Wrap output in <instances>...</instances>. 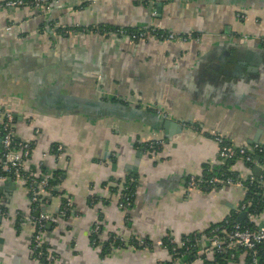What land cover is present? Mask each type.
I'll use <instances>...</instances> for the list:
<instances>
[{
    "label": "crops",
    "instance_id": "1",
    "mask_svg": "<svg viewBox=\"0 0 264 264\" xmlns=\"http://www.w3.org/2000/svg\"><path fill=\"white\" fill-rule=\"evenodd\" d=\"M57 23L79 30L60 32ZM102 25L188 39L166 41L148 33L133 40L89 30ZM110 98L131 109L169 115L182 130L166 139L153 119L136 113L116 120L105 108L83 105ZM3 105L15 115L17 135L34 142L29 164L49 174L62 172L60 193H44V210L57 214L64 195L72 202L64 224L44 230L53 255L48 264L167 263L166 248H112L114 242L103 235L95 246L89 230L102 221L125 238L157 241L170 235L179 240L232 212L236 220L245 197L240 188L187 193L186 183L190 175L208 170L217 175L228 162L239 176L249 172L241 158H220L217 134L237 147L259 145L264 151V5L247 0H58L47 13L1 8ZM58 144L64 148L61 160L49 151ZM254 160L262 163L257 153ZM129 177L137 182L136 197L125 210L119 203ZM5 182L0 180V186ZM12 183L14 188L0 194V207L32 212L25 184ZM252 223L264 226V209ZM31 235L29 223L16 227L3 216L0 264H39L30 252ZM236 253L226 264L245 263L247 255L241 249ZM203 258L215 261V256Z\"/></svg>",
    "mask_w": 264,
    "mask_h": 264
},
{
    "label": "built area",
    "instance_id": "2",
    "mask_svg": "<svg viewBox=\"0 0 264 264\" xmlns=\"http://www.w3.org/2000/svg\"><path fill=\"white\" fill-rule=\"evenodd\" d=\"M58 0H4L0 1V9L5 7H34L43 9L46 13L51 9L52 4ZM60 32L70 33L79 30L78 27H64L56 24ZM10 29V27H6ZM82 31L87 30L85 28ZM89 30H97L105 37L112 36H127L133 40H140L146 37L148 33H153L157 39L160 40H172L176 37H180L182 40H187L188 36H178L174 33H165L151 29H125L123 27L111 28L104 25L99 27H92ZM155 110V109H154ZM156 111V110H155ZM157 112V111H156ZM159 113V111L157 112ZM1 119V148H0V180L6 181L7 178L11 180L22 181L29 192V206H33V210L30 213L10 212L0 207V216L11 217L14 221L21 220L23 223H29L32 228V235L30 239V252L32 256L36 257L39 264H42L40 259L45 255L47 263L53 258L50 247H46V242L43 239V233L48 225L53 228H58L64 224V218L72 211V202L70 197L64 195V204L60 205L57 214L47 213L43 206L45 204L44 193L47 191L48 180L51 177L49 173H43L41 166H32L29 164L34 142L25 138H21L17 135L14 129L13 121L14 114L11 108L5 105L0 108ZM38 130H36L37 132ZM214 139L218 143V152L221 159L224 161L232 157L241 158L247 163L249 172L246 176L232 177H219L218 175H190L186 183V192L191 193L195 190L202 189L209 191L215 188H221L224 186H235L240 188L244 195L247 191L246 181L250 184L255 182V174L252 173V168L255 165L261 167V173L259 176V185L264 188V162L258 163L254 160L256 153H261L263 149L259 145L252 147H237L232 144L224 135L217 134ZM51 154L56 157L57 160H61L64 155V148L62 145H54L50 150ZM131 182L135 179L130 178ZM137 188V187H136ZM136 197V189L134 192ZM132 195L128 192H122V199L120 201V207L125 210H130L134 204L131 199ZM135 201V199H134ZM31 206V207H32ZM241 210L246 211L247 219L253 222L254 215L248 211L246 205L242 201ZM31 211V210H30ZM35 213H38L37 215ZM18 217V219H17ZM225 220V219H224ZM89 234L91 236V242L93 245L99 243L100 236H105L107 240L120 243L121 245H133L143 249L154 248H166L170 246V258L167 264H196L201 261L203 256H210L211 259L217 252L229 253L230 257H235V253L232 249H241L247 256H250L249 261H245L244 264H258L256 257V248L258 245H264V226H255L250 228L241 224V222H229L225 220L221 225L214 227L208 233H202L198 237L193 239L195 245L201 246L198 255L193 257L191 262H187V255L189 253V246H187V240L174 239L170 235H166V240L163 238L157 241H150L146 238H125L115 232L109 231L105 228L104 222L97 221L90 228ZM45 246V247H44ZM203 255V256H202ZM198 256V258H196ZM200 263V262H199ZM166 264V263H160Z\"/></svg>",
    "mask_w": 264,
    "mask_h": 264
},
{
    "label": "trees",
    "instance_id": "3",
    "mask_svg": "<svg viewBox=\"0 0 264 264\" xmlns=\"http://www.w3.org/2000/svg\"><path fill=\"white\" fill-rule=\"evenodd\" d=\"M259 154L262 162H264V151H262L261 153H257ZM254 157V156H253ZM234 158V157H233ZM230 163H226V165L223 166V170L221 172H219V174H217L219 177H232L235 178L238 176V174H236L235 172L230 171L227 166ZM41 171L43 173H47L45 172V169L43 167H41ZM51 177L48 180V187H47V191L50 192L51 194H59L60 192L58 190H56V187L59 185L60 183V179L62 176V172L61 170H55L52 174H50ZM203 175L205 176H211V175H215L213 172H210L209 170L206 171ZM255 176V182L254 183H249L248 181H246V186H247V191L244 197V204L246 205V208L248 209V211L250 213H252L253 215H258L260 212L263 211L264 209V188L260 187L258 181H259V176L258 175H254ZM137 187V182L136 180L134 182L130 181V177L127 178L125 180L124 183V189L123 192H128L130 195H132L131 199L132 202L134 204V192L135 189ZM62 203L64 204V198L62 199ZM61 203V204H62ZM235 214L234 212L231 213V215L229 217H227L225 220H228L230 223L234 221L235 219ZM18 219V217H17ZM225 220L219 222V223H215L210 225V227H208L206 230L202 231V232H198V233H191L189 235H186L184 237H182V239L187 240V246H189V253L187 255V262H191L193 260V257H195L196 255H198L199 249L198 246L195 245L193 239L195 237H198L199 235H201L202 233H208L211 229H213L214 227H217L219 225H221ZM16 222V227H21L22 226V221L19 219L18 221L15 220ZM242 225L250 227V228H254V224L249 220V219H245L242 223ZM46 229V228H45ZM164 240H166V237H163ZM99 244V243H98ZM96 244V246L98 245ZM112 244V243H111ZM110 245V243H109ZM47 247V245H45ZM44 246V247H45ZM121 247L122 245L118 242H116L115 244H112L111 247ZM105 247H109L108 243L105 245ZM103 252H107L105 251L102 244V248ZM168 251H170V246L167 247ZM232 252L235 253L236 256V250L232 249ZM256 257H257V261L260 264H264V245H258L256 248ZM229 253H221V252H217L214 256H215V261L212 260H208V259H204L203 257V264H226L227 259H229ZM203 256V255H202ZM36 258V257H35ZM250 260V256H247V261ZM40 261L42 262V264H46L47 260L45 259V255L42 256V258L40 259ZM168 263V262H167ZM166 263V264H167Z\"/></svg>",
    "mask_w": 264,
    "mask_h": 264
},
{
    "label": "water",
    "instance_id": "4",
    "mask_svg": "<svg viewBox=\"0 0 264 264\" xmlns=\"http://www.w3.org/2000/svg\"><path fill=\"white\" fill-rule=\"evenodd\" d=\"M248 2L255 4V5H264V0H247ZM239 58V57H238ZM124 101V100H123ZM125 102V101H124ZM84 106L92 107V108H105L109 112V117L115 118L116 120L120 119H132L135 118V115H141L144 117V119H153L156 122V126L158 129L162 130L163 135L166 139L170 138L171 136L175 135L176 133H179L180 130H182V127L180 124L173 120L171 116H160L153 108H147V109H131L128 107L129 105L124 104L121 99H118V101H115L114 99H105L101 102H87L86 104H83ZM15 117V115H14ZM117 125V122H113V126ZM258 140L255 138L252 142H257ZM1 142V138H0ZM1 148V143H0ZM131 165L129 166L128 170L130 175L134 176L136 174L135 169H132ZM253 172L255 175L260 174V167L255 166L253 168ZM15 184L12 183L11 178H7L6 182L3 183L2 186H0V194L3 192L4 189L8 190L10 188H14ZM58 190V188H56ZM36 215L38 213H35ZM247 216L246 211H241L238 217L236 218V222H241L245 217ZM2 220V216H0V222ZM48 225L47 227H49Z\"/></svg>",
    "mask_w": 264,
    "mask_h": 264
}]
</instances>
